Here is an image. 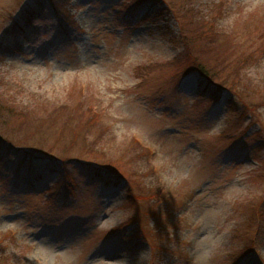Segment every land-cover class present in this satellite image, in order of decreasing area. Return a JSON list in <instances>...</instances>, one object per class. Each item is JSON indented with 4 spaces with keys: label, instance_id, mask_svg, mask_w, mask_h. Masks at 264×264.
Here are the masks:
<instances>
[{
    "label": "rangeland",
    "instance_id": "374dc122",
    "mask_svg": "<svg viewBox=\"0 0 264 264\" xmlns=\"http://www.w3.org/2000/svg\"><path fill=\"white\" fill-rule=\"evenodd\" d=\"M58 1L70 39L0 0L3 45L35 16L0 48V133L43 155L0 143V264H264V0ZM44 97L99 119L19 128L10 101Z\"/></svg>",
    "mask_w": 264,
    "mask_h": 264
},
{
    "label": "trees",
    "instance_id": "16d2710c",
    "mask_svg": "<svg viewBox=\"0 0 264 264\" xmlns=\"http://www.w3.org/2000/svg\"><path fill=\"white\" fill-rule=\"evenodd\" d=\"M50 3V8H53V15L58 21L59 25V30L60 28H65L62 29L60 32L63 34L68 35V39L71 38L73 35V30L77 27L76 22L71 19V16L65 11L63 12L62 6L60 7L59 1L58 0H48ZM23 19H25V23L21 22L19 19H16L15 22L12 23V25L9 28V34L11 37L14 39V43L9 44V45H3L2 42H0V48L5 47L6 50H11V51H22L24 47V43H30V38L29 35L25 32V29L27 26L33 25V21L35 20V16H33L31 10L29 12H26L23 15ZM207 25V22L204 24V26ZM204 26H200L201 29H203V32H207L206 28ZM200 29V30H201ZM64 30V31H63ZM69 30V33H68ZM185 35V34H184ZM22 38V39H21ZM23 40V41H22ZM7 85L9 81L5 82ZM2 84V83H1ZM83 87H81V90ZM32 97V96H31ZM34 97V96H33ZM17 104L15 100L10 101V107L13 108L11 111H14L19 117L20 114V123L21 126L19 128L26 127L27 125L30 124V122L36 123V122H41L46 120L47 122L49 120H61L66 123L71 124L75 129H79L81 126L83 129H87L88 131L91 130V127H93V123L96 122L99 117L97 115L100 114L96 113L95 111H92V117L87 120H83V125L81 123V113H82V106L79 104V106H73L71 105L70 102H63V103H56L52 104L50 101L44 97L43 100L37 101L35 103H32L30 100H27L25 103V106L23 105V111L19 110L20 113H18V108L14 107L13 105ZM25 108V109H24ZM84 113V112H83ZM82 113V114H83ZM27 128V127H26ZM75 135H79L78 132H76ZM73 139H71L72 141ZM0 143L4 145L6 148V151L9 154L12 155H19L23 159H28L30 161H33V159H41L43 155L37 154L33 149L29 148L28 146H24V144L18 143L11 141L9 137H5L0 133ZM72 144V143H69ZM69 146V145H68ZM68 149V150H67ZM65 149L66 153H70L69 150H71V147ZM50 163H46L41 165L40 167L48 168V169H53V168H61V167H67L74 159H79L82 163L83 161L77 157L74 158L73 156H69L68 154L62 155H51L50 157ZM39 167V168H40ZM40 171L39 175L43 172V170L39 169ZM96 174L100 175L102 174V170L100 167H96ZM110 172H114L109 170ZM120 177L119 175H117ZM63 177L68 180L67 182V188L72 189L74 185L76 184L74 176L72 173L69 171L67 172ZM36 179V178H34Z\"/></svg>",
    "mask_w": 264,
    "mask_h": 264
}]
</instances>
